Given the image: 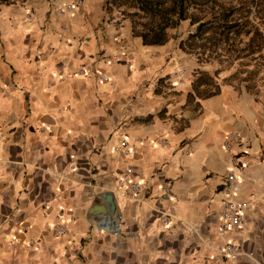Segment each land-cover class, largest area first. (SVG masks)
Wrapping results in <instances>:
<instances>
[{
  "label": "crops",
  "instance_id": "obj_1",
  "mask_svg": "<svg viewBox=\"0 0 264 264\" xmlns=\"http://www.w3.org/2000/svg\"><path fill=\"white\" fill-rule=\"evenodd\" d=\"M72 1L0 7V264H203L229 132L246 142L230 197L248 207L226 239L234 264H264V93L222 84L181 41L144 43L107 0ZM121 176L140 198L113 197Z\"/></svg>",
  "mask_w": 264,
  "mask_h": 264
},
{
  "label": "rangeland",
  "instance_id": "obj_2",
  "mask_svg": "<svg viewBox=\"0 0 264 264\" xmlns=\"http://www.w3.org/2000/svg\"><path fill=\"white\" fill-rule=\"evenodd\" d=\"M222 1L234 5V19L239 18V21L245 25V27H242L240 35L234 33L231 41H222L212 47L208 45L199 46L196 41L186 42L197 24L192 23L193 17L199 18L201 14H204L195 7H190L189 17L182 20L177 27L169 28L167 35L175 42L181 41L183 49L213 70L222 84L244 87L249 93L262 94L264 93V44L261 49L254 48L250 43V37L254 29L252 28L247 34L244 32L248 31V21H252L258 27L261 35L264 36V18L260 15L261 13L256 14L254 12L255 5L252 4L251 0ZM107 9L134 17L135 22L141 27L140 22L143 19L134 14V8L109 4ZM207 18H209V15L202 20Z\"/></svg>",
  "mask_w": 264,
  "mask_h": 264
},
{
  "label": "trees",
  "instance_id": "obj_3",
  "mask_svg": "<svg viewBox=\"0 0 264 264\" xmlns=\"http://www.w3.org/2000/svg\"><path fill=\"white\" fill-rule=\"evenodd\" d=\"M18 0H0V7ZM111 2V3H110ZM255 5V13L264 18V0H251ZM107 5H125L135 9L134 14L142 18L141 36L144 43L160 44L168 39L167 30L175 28L189 17L190 7L198 8L201 16L193 17L192 23H197L195 30L190 33L186 42L196 41L199 46H216L222 41L229 42L236 35L241 34L243 23L239 18L234 19V5L222 0H107ZM209 18L202 20L204 17ZM249 28L245 34L254 29L250 43L256 49H261L264 36L258 27L248 21ZM191 47V43L189 44Z\"/></svg>",
  "mask_w": 264,
  "mask_h": 264
},
{
  "label": "built area",
  "instance_id": "obj_4",
  "mask_svg": "<svg viewBox=\"0 0 264 264\" xmlns=\"http://www.w3.org/2000/svg\"><path fill=\"white\" fill-rule=\"evenodd\" d=\"M82 0H73L69 4L65 5L66 10H73L80 5ZM100 79H105L103 73L99 74ZM246 146L245 140L236 132H229L226 135L225 147L231 149L237 147L231 160V166L227 169L224 177L223 189L227 193L229 198L222 200L221 209L219 212V220L217 225V236L219 241L215 244L208 246L207 252L201 256L203 264H234L239 258L242 247L239 243L227 240L228 234L240 228L244 224L245 211L248 207V203L242 200H236L231 198L232 193H236L239 190L237 183L238 168H240L239 155L244 151L243 147ZM116 151L122 152L124 155L130 154V147L126 139H122L119 145L115 148ZM131 167L126 168V173H131ZM168 186L162 187V190H166ZM142 185L140 182L128 178L126 176L118 177L117 190L114 192V197L123 196L130 200H137L142 196ZM163 226H168L169 216H162ZM121 215L115 214L111 221L102 222L105 229L109 230L113 235H117L121 229ZM55 229L57 234L65 232V228L62 224H56Z\"/></svg>",
  "mask_w": 264,
  "mask_h": 264
},
{
  "label": "water",
  "instance_id": "obj_5",
  "mask_svg": "<svg viewBox=\"0 0 264 264\" xmlns=\"http://www.w3.org/2000/svg\"><path fill=\"white\" fill-rule=\"evenodd\" d=\"M111 198H112V196H111ZM109 199H110V197H109ZM112 200H113V202L111 203L110 209H111V211H114L116 209V204H115L114 199H112Z\"/></svg>",
  "mask_w": 264,
  "mask_h": 264
}]
</instances>
